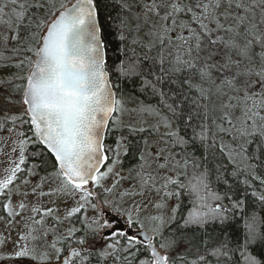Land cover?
<instances>
[{
  "label": "snow or ice",
  "instance_id": "obj_1",
  "mask_svg": "<svg viewBox=\"0 0 264 264\" xmlns=\"http://www.w3.org/2000/svg\"><path fill=\"white\" fill-rule=\"evenodd\" d=\"M0 45L7 223L75 201L0 264H264V0H0Z\"/></svg>",
  "mask_w": 264,
  "mask_h": 264
},
{
  "label": "rangeland",
  "instance_id": "obj_2",
  "mask_svg": "<svg viewBox=\"0 0 264 264\" xmlns=\"http://www.w3.org/2000/svg\"><path fill=\"white\" fill-rule=\"evenodd\" d=\"M0 48H2V45H0ZM17 108H20L17 106ZM4 113L0 114L2 116ZM11 114H15L14 112H11ZM14 134H9L7 131H0V174L3 173L4 168L8 167L10 165V161L15 159L17 156V153H14L12 151V148L14 147L13 141L15 140ZM44 176L43 174H38L34 177H27L30 181V183L25 186L23 184H20V190L21 195H14L13 201L14 203H18L19 200L22 198V194L24 192L31 193L32 188L35 186L36 183L40 182V177ZM24 179V178H23ZM109 184L111 181L108 182ZM54 184H45L44 191H48L50 187H54ZM94 191H100L94 189ZM149 199H152L149 197ZM55 200L56 203L53 204L52 201ZM7 202V200L4 201V203ZM26 203L29 204V207L24 211L23 217H16L11 224L7 223V213L3 211V219H0V238L2 237H10V240L7 244V249L11 250L12 248V241H15L17 239L18 233L23 231L25 227V220L27 217L33 215L31 212V207L33 205L40 207L41 209L47 208V207H53L58 208L59 212L58 214L62 217L65 214V211L67 207H71L74 205L75 201L71 197H56V196H45V197H39L29 195ZM174 204V201L170 202V205ZM153 209L149 206L148 212H152ZM147 215L148 213H144ZM94 213L91 212V210H88L87 212L80 213L81 218L82 217H91ZM1 217V216H0ZM50 220V218H49ZM18 221V222H17ZM51 223H54L50 220L49 227H51ZM73 220L70 221H64L62 224L57 225V230L59 232H65L67 228L71 227L73 225Z\"/></svg>",
  "mask_w": 264,
  "mask_h": 264
},
{
  "label": "trees",
  "instance_id": "obj_3",
  "mask_svg": "<svg viewBox=\"0 0 264 264\" xmlns=\"http://www.w3.org/2000/svg\"><path fill=\"white\" fill-rule=\"evenodd\" d=\"M109 63L111 64V59H109ZM124 87H125V90H126V91H130V90H131V85H127V84H125ZM21 110H22L21 107H20V108H17V106H13V107L11 108L10 114H11V112H14L15 114H18ZM2 113H3V111L0 110V114H2ZM16 127H17L18 129H20V130L27 131L28 128H29V125H24L23 128H21L20 125H16ZM29 134H30V133H29ZM116 135H118V133H117V134H114V135H111V136H109V137H107L105 143L108 144V145H112V146L114 147V146H115V137H116ZM30 150H35V149L32 148V149H30ZM110 155H111V154H110ZM34 162H38V161L33 160V159L30 158V160H29V165H31V163H34ZM132 162H134V161H131L130 158H129V159H126V160H125V169H127V167H129L130 164H131ZM49 170H50V169H49ZM38 173H39V174H43V175L46 174L44 168L38 169ZM25 177H26V173H25L24 176L21 177V179H23V178H25ZM5 200H6V198H4V197H0V216H1V217H4V216H3V211H4V210H3V203H4ZM184 203H185V205H187V198H185ZM185 210H186V209H185ZM79 216H80V214H79ZM80 217H81V216H80ZM73 223L75 224V226H76L77 228L82 227L81 223L79 222V220H78L77 218H73Z\"/></svg>",
  "mask_w": 264,
  "mask_h": 264
}]
</instances>
